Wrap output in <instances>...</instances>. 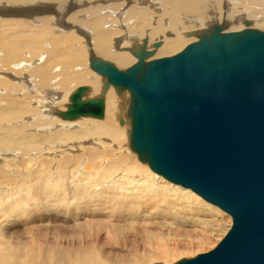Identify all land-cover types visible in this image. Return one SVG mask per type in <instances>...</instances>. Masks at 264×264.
Instances as JSON below:
<instances>
[{"label":"bare ground","instance_id":"1","mask_svg":"<svg viewBox=\"0 0 264 264\" xmlns=\"http://www.w3.org/2000/svg\"><path fill=\"white\" fill-rule=\"evenodd\" d=\"M39 1L40 0H0V8L5 5H20L19 8H15L16 10H11L14 13H19L28 18V20L26 18V23L23 22L27 27L25 32L27 31L28 38L26 37L27 39L23 40L22 36H24V34L21 35L22 33L20 32L19 35V29H21L20 27L22 26L18 23L19 21H17L18 24L15 22L13 26L15 20H11L13 27L10 26L12 30L14 28L15 33H11L10 31L12 30H9L10 27L9 29L7 28L9 25L5 24V26H7L6 29L2 28L4 30H0V47L7 51L10 50L15 54L23 51V48H28L32 50V52L34 51L33 54L35 56V58L33 57L27 60L28 62L23 61L24 59L17 60L14 63L12 62L13 66L11 70L1 69L2 67L0 65V152H17L19 153V157H25L26 154H30L32 157L30 156L31 158H28V155V157L25 158L27 161L25 160L24 163L26 162V165L30 163L31 167L32 162L34 163L40 158V154L36 155L35 152L46 150L45 146L50 145L48 147V149H50L48 154L54 156L53 158L45 157L48 160L51 159L56 162L53 163L51 160V162L45 160V157H43L44 160L40 158L45 161V168L47 165L48 169H46L49 170V172L51 169V175L46 178L47 181L56 184L50 185L48 183V189L52 187V191H56L59 189L57 186H59L58 184L60 181H62V186L61 191L54 193L49 191H45V193L40 192L41 195H38L40 193H32V195H36V202L30 203V206L34 208L32 212H30V216L29 212L27 213L28 216H26L25 220L28 219L30 223L42 224L41 226L43 227H38L33 231L24 228L25 234L29 236L24 237L23 242L15 247L17 251L8 253L0 251V258H2L0 260L6 264H37V249L33 247L32 242L45 239L48 235L53 238L57 236V234H60L65 228H71L73 230L79 228V230H81V234L77 233L79 239L91 238L93 240L96 237L93 231L109 223L131 222L135 225L134 229L143 230L145 223L141 224L138 223V221L140 219L144 220V216L147 218L155 214L154 211H151L149 213L150 215H147L149 211L147 204L153 203V199H156L153 203L155 204L154 208L156 211L160 206L157 203L161 204L163 202L166 204L169 214H173L177 211V206H171L168 201L169 199L174 201L194 199L193 201L198 204V207L194 208L193 206H188L189 204L186 203V201L185 203L188 205L184 207L186 210L189 208V212L200 213L201 216H204L205 212L209 211L219 213V209L221 208L213 204L212 206L210 205L211 203L209 204L207 201L206 203L200 196L193 193V191L187 190L186 188L184 189L176 184L173 185L171 182L166 183L162 176L159 177L155 172L152 173L148 171L145 164H129L127 162L128 155H124L123 153H120L119 156L116 155L117 150L119 151L124 143L125 138L123 136L128 138L130 147L131 118L129 117V109L131 105V94L127 89L120 92L112 85L107 89L105 87L106 80L101 77V79H103L101 83L99 74L91 68V61H97L103 57L113 60L117 66L123 68L138 62V58L133 54H137L139 50L142 49L141 47L145 45V41L146 47L149 50H151L155 42L161 41L162 47L160 46L161 48L158 49V55H166L178 51L190 41H198L199 36L203 32L209 33L210 30L216 28V26L222 27L225 32H235L240 30H235L234 25L237 24L236 28H241L242 26L239 25L242 24V21V25H244L243 29L264 28V0H117L119 6L117 3H113V0V4L107 5V2H105L107 5L105 9L108 12L102 11L100 7H97L98 4L95 5L94 0H54L55 2L57 1V5L53 2V5L51 4L52 8L50 9H54L51 13H56V16L57 14L61 15L59 20L67 13L69 14V19L73 21L79 20V22L85 20L84 17H81L86 15V13L88 14L86 16L92 17L91 19L90 17L86 18L89 22L84 21L87 25L84 22H81V25L79 24L80 26L77 25L79 26L78 31L83 37L82 43L84 48H79V46H76L77 48L74 47L75 43L72 44L74 40L73 34L72 36L68 34L65 36H59L57 33L55 34V28L50 26V23H53L56 17L53 19L45 18L44 20H42L44 16L37 18V16L44 12L49 14V10L44 9V11V7H39L40 9L35 8L33 12H29L26 8H22L25 7L23 5L26 4H32L34 6V4L39 3ZM41 1L43 6L49 7L50 0ZM33 2L36 3L33 4ZM73 9L78 10L70 14ZM29 10H31V8ZM153 12L155 14H153ZM240 13H244L246 17H239L241 15ZM80 15L81 17H78ZM30 17L35 19V21L36 19L42 20L43 24L35 26V22L30 19ZM7 21H5V23ZM246 21L251 22L250 27L246 25ZM73 24L75 26L77 22H73ZM228 26H232L231 29L233 30H229ZM65 28L67 29L68 27L65 26ZM8 30L9 33L7 32ZM168 30H173L172 32L176 34L174 38H172L173 33H167L168 39L165 40L163 45V37L161 35ZM64 31L68 32V30ZM182 34L183 36L185 35L186 37L193 38L185 40L183 36H181ZM156 37H159V39ZM169 37L172 39H169ZM66 38L71 39L72 42L67 43L69 42L68 40H63ZM75 38H78L77 35ZM155 38L157 40H154ZM134 43L135 47H132L133 45H131V47L127 46ZM136 43L142 44L136 45ZM39 48L43 49L40 53L38 52ZM45 49H49V52L47 51V57L44 55ZM2 50L3 49H1V51ZM88 52L89 58L85 61L84 58H86ZM95 55L100 56V58ZM156 55L148 60L156 58ZM23 57L21 56V58ZM55 57H57V61ZM24 58L28 59V57ZM22 63H25V66L16 68V66ZM31 64L33 65L28 66ZM90 68L93 72L89 70ZM125 69L123 68V70ZM15 70L20 71V76L16 75ZM12 73L16 76L14 80L10 79V74ZM27 79L30 82H28ZM84 83L89 85V87L86 86L88 87V91L85 93V98H93L98 92L99 94H97V96H101L105 91L104 117L80 116L74 120L62 118L59 113L68 109L71 103V94L80 87L78 86L79 84ZM111 89L114 90V92ZM127 91L129 92L128 97ZM115 92L119 97V101L118 97L116 100V96L114 95ZM21 93L24 97L23 100H19V97L22 95ZM17 94L21 95L19 96ZM64 102L68 103L63 104ZM61 105L65 106L62 107ZM59 107H62L61 110H58ZM55 112H57V115H54ZM28 118L34 119H32L33 121H27ZM121 120H123L122 123ZM117 121L118 126L120 124L121 126L125 125L129 127L127 133L126 131H122L125 127L120 129L121 127L119 126V128L117 126ZM13 123L19 125L7 126V124ZM16 127L18 128L16 129ZM124 132L126 134H124ZM89 139L92 140L88 142ZM75 140H84L87 145H82L80 149L73 151L72 149L75 146L72 148V146L70 147L67 143L72 144ZM109 140L112 143L115 142V145H113L114 143H109ZM60 145H67V149H64V147ZM58 146L59 148H57ZM113 146L116 147L115 151ZM122 151L123 150H121V152ZM44 153L41 155H45ZM58 153H61L62 156H58ZM21 160H23V158ZM18 162L16 164H18ZM8 165H10V163ZM40 166L43 165L40 164L39 167ZM54 166L55 168L52 169ZM30 167L25 166L29 173H31L29 170ZM32 167L31 171L34 169H32ZM37 167L33 174H36L35 171H37ZM4 168L6 167L4 166ZM45 170L42 168L41 171L44 172ZM52 170H54V173L56 172L55 177L58 176L59 178H55L54 175H52ZM8 171V169H0V177L6 178L7 181H9V178H7L9 177ZM120 171H125L123 177H126V179L116 185L117 188L112 191L111 195L105 196V188L100 189L97 193H93L89 190L91 183L99 185L103 182V178L109 176L110 181L106 184V187H112L111 184L116 183V177ZM23 172H25V170ZM39 172L38 174L42 173ZM69 172L75 176L81 175L79 177L81 183H66L65 176ZM46 173H48V171ZM24 177L27 180L26 182L35 179H29V176L26 175ZM157 179H161V183H158ZM22 182H25V180ZM4 183L7 184L6 182ZM31 183H33V181ZM22 187L21 185H18L16 188L14 187V189H16L15 193L21 194L20 191ZM29 187L30 185L27 184L26 188ZM24 188L25 187H23V190ZM128 189H131V195L127 196ZM34 190L36 189L34 188ZM7 192L8 191H4L1 188L2 197L0 198H11V193L8 194ZM72 195H76L73 213L70 208ZM113 196H117V198H113ZM47 198L51 200H47ZM23 201L24 199H21L20 202ZM142 203H145V205ZM27 204H29V202ZM18 205L19 202L14 207L16 208ZM46 206L50 207L52 210L59 207H65V209L57 218H53L51 212H48L47 209L45 211ZM7 210L9 209H6V211ZM90 210L94 212L90 213ZM143 211L147 213L141 215ZM9 216H11V214ZM18 216H12L14 224L19 223ZM70 223L74 224L71 225ZM77 230H75V232ZM23 236L24 235H21L16 238L21 239ZM112 236L118 237L119 233L115 231L112 233ZM210 241L211 237L205 236L198 242V245L206 244ZM115 245L117 244H109L108 246L114 249ZM117 246L119 247V245ZM18 251L24 253L27 259L23 260L24 256ZM103 253L108 254L106 249H103ZM167 254L168 253L165 252V254H160V256H165ZM103 258L95 252H90L86 257L79 259L78 263L111 264L110 262L108 263L109 260L106 261L105 257ZM67 260H69V258L61 255L57 263H62ZM118 264L128 263L127 261L119 260Z\"/></svg>","mask_w":264,"mask_h":264},{"label":"water","instance_id":"2","mask_svg":"<svg viewBox=\"0 0 264 264\" xmlns=\"http://www.w3.org/2000/svg\"><path fill=\"white\" fill-rule=\"evenodd\" d=\"M141 48L125 70L91 61L107 89L131 94L130 149L232 218L215 248L174 264H264V31L216 26L178 53L151 60L146 41ZM87 91L78 87L59 115L103 118L105 91L85 98Z\"/></svg>","mask_w":264,"mask_h":264},{"label":"rangeland","instance_id":"3","mask_svg":"<svg viewBox=\"0 0 264 264\" xmlns=\"http://www.w3.org/2000/svg\"><path fill=\"white\" fill-rule=\"evenodd\" d=\"M44 1H46V0H44ZM47 1H49V0H47ZM98 1H100V2H98ZM49 2H50L49 7L48 6L47 7L43 6L42 5V1L40 0L39 3L33 2V4L36 3V4H34V6L32 4L31 5L26 4V5H23L25 7H22V8H26V10H28L29 12H33L35 8H39V7L40 8L44 7L43 10L44 9L49 10V12H48L49 14H47V12L45 13L44 12L45 10H44L43 12L45 14L42 13L39 16H37V18L44 16L42 18V20H44L45 18H52L53 19V18L56 17L54 21L52 20L53 23L52 22L50 23V26L55 28L54 29L55 34L57 33L59 36H65L67 34L72 36V34H73L74 40H73L72 44L75 43L74 47L77 48L76 46H79V48H84L83 43H82L83 37L81 36V34L78 31V27L81 25V22H84V21L89 22V20H86V18L90 17V19H91L92 17L91 16H86V15H88L87 13H86V15H83L82 17L80 15L78 17H81V18L84 17L85 20L79 22V20L78 21H76V20L73 21L72 19H69V16H68L69 14L67 13L66 15H63L61 20H59L60 19L59 17L61 15L57 14V16H56V13H54V14L51 13V11H53L54 9H52V10L50 9V8H52L51 6L53 5V2L56 4L57 1L55 2L54 0H50ZM105 2H107V5H109V4H111L113 2V0H94V4L95 5L98 4L97 7H100V9L102 11H107L105 9V6H107ZM113 3H117L118 6H119V2L117 0H114ZM99 4L102 5V6H100ZM19 7H20V5L19 6L18 5L1 6V8H0V23H1L0 24V30L6 29L7 26H5V24L9 25L7 27L8 29L10 27L9 30H12V27L15 25V22H16V24L19 23V24H21L23 26V27L21 26L20 28L21 29L23 28L22 30H24V31H22L21 29H19L20 30L19 31V35H20V32L22 33L21 35L24 34V36H22V39L25 40V39L28 38V36H27V31L25 32L27 27H26V24H24V23L27 22L28 18L26 16H23V15L19 14V13H14L12 11V10H16L15 8H19ZM30 8H31V10H29ZM4 9H5V11H4ZM76 10H78V9L71 10L70 14H72V12L73 11L75 12ZM153 14H155V13L153 12ZM240 14L241 15L239 17H246V15H244V13H240ZM26 18H27V20H26ZM30 19H32V18L30 17ZM11 20L12 21L15 20L13 22L14 24L12 23ZM32 20L35 22L34 23L35 26H39V25L43 24V21L40 20V19H36V21H35V19H32ZM65 20H67L68 22L65 21ZM5 21H7V22L5 23ZM17 21H19V22L17 23ZM72 21L75 22V23L77 22V24H75V26H74ZM84 23L86 24V22H84ZM241 23L243 24L242 21H241ZM12 24H13V26H12ZM242 24L239 25V26H242L241 28L240 27L236 28L237 24H235L234 25L235 26V30L236 29H238V30L243 29L244 25H242ZM77 25H79V26H77ZM24 26H25V28H24ZM65 26L68 27V28L66 29ZM2 28H4V29H2ZM231 28H232V26L229 27V30ZM257 29H261V30L263 29V31H264V28H262V27H258ZM9 30L7 31L8 33H9ZM64 30H68V32L64 31ZM231 30H233V29H231ZM172 31L173 30H168L167 32H164V34L161 35L163 37V45H164L165 40L168 39L167 38V33H173V37L172 38H174L176 33L172 32ZM10 32L11 33H13V32L15 33L14 28ZM76 35H77L78 38H75ZM181 36H183V34ZM159 37H156V38L159 39ZM164 37H166V38H164ZM156 38L154 40H157ZM172 38L169 37V39H172ZM183 38L185 40H187L189 37H186L184 35ZM191 38H193V37H191ZM191 38H189V39H191ZM63 40H68L69 42H67V43H71L72 42L71 39H68V38L63 39ZM192 42H194V41H190L189 43H186L185 45L187 46V45H189ZM87 44H88V42H87ZM141 44L142 43H136V45H141ZM131 45H133L132 47H135V43L134 44H129L127 46L131 47ZM185 45H184V47H182L178 51H175L173 53H168L166 55H163V54L162 55H158L159 54L158 53L159 52L158 49L161 48L162 45H161V47H159L157 49L151 47V50L153 51L152 57H154L156 54H157L156 58L176 54L179 51H181L182 49H184L186 47ZM23 46H25V45H23ZM1 49H3V50L1 51ZM42 50H43L42 48H39L38 52L40 53V52H42ZM47 51L49 52V49H45V54L44 55H46V57H47V54H48ZM164 51H166V50H164ZM0 52L3 53V54L0 53V56H1L0 57V65L2 67V68L1 67L0 68L4 69V70L5 69L6 70H11V67L13 66V63L16 62L17 60H23L24 59L23 61L28 62L27 60L32 59L33 57L35 58V56L33 54L34 51L32 52V50H30L28 48H26V49L23 48V51H20V52L16 53L17 56L12 51H10V50L7 51V50H5L4 48H1V47H0ZM7 53H8V55H7ZM10 53L12 54V56H11ZM128 53L132 57H134L130 52H128ZM14 54H15V56H14ZM4 55H7V56H4ZM21 56L22 57L23 56L24 57H28V59L24 58V57L21 58ZM88 56H89V52L86 54V58H84L85 61L88 60V58H89ZM96 57L100 58V56H96ZM9 58H10V60H9ZM102 59L109 60V61H111L112 63H114L116 65V63L113 62V60L106 59V58H103V57H102ZM55 60L57 61V57H55ZM2 61H4V62H2ZM61 64H64V63H61ZM9 65H11V66H9ZM32 65L33 64L28 65V66H32ZM23 66H25V63H22L19 66H16V68H22ZM117 67L119 69L127 68V67L121 68L119 66H117ZM89 70L91 72H93L91 70V68ZM15 72H16L17 76H20V71L15 70ZM15 77L16 76L14 75V73L10 74V79L11 80H14ZM101 77L102 76L99 75L100 81L102 83V80L104 78L102 77L103 79H101ZM28 82H30V81L28 80ZM82 85H85V86L89 87V85L85 84V83L84 84H79L78 86H82ZM112 91L114 92V90H112ZM23 93H27V92H23ZM21 94H17V95L20 96ZM97 94H99V92ZM97 94L95 96H97ZM114 95L116 96V100H117V97H118L117 93L115 92ZM128 95H129V92L127 94V97H128ZM23 99H24V97H23V94H22L19 97V100H23ZM118 101H119V97H118ZM67 103L64 102L63 104H67ZM61 106L64 107L65 105H61ZM62 107H59L58 110H61ZM54 115H57V112H55ZM32 119H34V118H32ZM32 119L28 118L27 121H29V120L33 121ZM116 124L118 126V121H117ZM17 125H19V124H17V123L7 124V126H17ZM119 126L118 127L120 129L125 127L122 131H126V133H127L128 129H129L128 126H125V125L121 126L120 124H119ZM8 128H11V127H8ZM17 128L18 127H16V129ZM126 133L124 132V134H126ZM123 137L125 138L124 139V143L122 145V148L119 151L117 150V154L116 155L119 156L120 153L121 154L123 153L124 155H128L129 158L127 156V162L129 164H133V165H136L135 163H137V165L138 164H142V165L145 164L147 170L153 173V171L148 167V165L146 163H142L141 161H139V159L137 157V154L134 153L130 149L128 138L126 136H123ZM91 140L92 139H89L88 142H90ZM77 141L76 140L73 141L72 144L71 143H69V144L67 143V145H70V147L72 146V148L75 146L72 149L73 151H76V150L80 149V147L82 145H87L86 141H84V140H81V141L77 140ZM109 143H111V144L114 143L113 145H115V142L112 143L110 140H109ZM88 144H90V143H88ZM67 145H65V146L60 145V146L64 147V149H67V147H66ZM49 146L50 145L45 146L46 150L44 149L41 152L40 151L35 152L36 155L40 154L39 157L41 159H43V157H45V156L47 158H53L54 155H49L48 154V151L50 150V149H48ZM57 148H59V146ZM113 148H114V151H115L116 147L113 146ZM59 150H62V149H59ZM121 150H123V151L121 152ZM42 153H44L45 155H41ZM129 153H130V155H129ZM32 154H34V153H32ZM28 155H29V157H28ZM57 155L58 156H62L61 153H58ZM30 156L32 157V155L26 154L25 157H19V153H17V152H8V151H6V152L5 151L4 152L1 151L0 152V162H1L0 163V169H4V170L8 169L9 170L8 171L9 177H7V178H9L8 179L9 181H7V179L4 178V177H0V197H2L1 188L4 191H8L7 192L8 194L11 193L10 194L11 198H0V251L1 252L8 253V252L17 251L15 247L18 244H20L21 242H23L24 237H28L29 236V235L25 234V229L24 228H27V229L33 231V230L37 229L38 227H43V226H41L42 224L30 223L28 219L25 220L26 216H28L27 213L29 212V216H30V212H32V209L34 208V207L30 206V203L36 202V199H35L36 195L35 194L32 195V193H34V192L35 193H40V192L41 193H45V191H47V192L49 191V192H53L54 193V192L61 191V186H62L61 182L62 181L59 182V184H58L59 186H57V187H59V189H57L56 191H52V189H53L52 187L48 189V183L49 182L47 181L46 178L51 175V173H50L51 169H50V172H49V170H47L48 169L47 165H46L47 169L45 168V161H43L44 159L41 160L40 158H38L36 162H34V163L32 162L31 167L34 165L32 167V169L33 168L34 169L32 170L33 172L31 171L30 163H29V165H26L27 164L26 162L24 163L25 160L27 161V159H25V158L26 157L31 158ZM80 156H82V155H80ZM46 157H45V160H48V159H46ZM22 158H23V160H21ZM18 160H19V162H18ZM34 160H35V158H34ZM50 160H48V161H50ZM132 160H134V161H132ZM51 161H53V163L56 162L54 160H51ZM8 162L10 163L11 166L8 165L9 164ZM17 162H18V164H16ZM38 162H39V164H38ZM40 164L43 165V166H40L41 168L39 167ZM21 165L24 166V167H22ZM37 165H38L39 169H38ZM4 166L7 169L4 168ZM25 166L30 167L29 170H30L31 173L28 172V170L25 168ZM36 167H37V171H35L36 174H33L34 170L36 169ZM42 168H44V170L45 169L46 170L44 172H42L41 171ZM53 168H55V166L52 167V169ZM22 170L23 171L25 170V172H23ZM39 170L42 173H46L47 171H48V173L42 174V173L39 172ZM38 172L40 174H38ZM52 173H53L52 175H54V177H55L56 176L55 175L56 172L54 173V170H52ZM37 174H38V176H37ZM124 174H125V171H120L118 173V176L116 177L117 181H116V183L111 184L112 187H109V186L106 187V184L110 181V176H109L107 178H103V182L100 183L99 185L95 184V183H91L90 186H89V190L91 192H93V193H97V191H99L100 189L105 188V196H109V195H111L112 191L115 188H117L116 185L119 184L120 182H123L126 179V177H123ZM25 175L29 176V179H34V178L35 179L26 182L27 180L24 177ZM80 176L72 175L71 172H69L65 176V178H66L65 182L69 183V184H74V183L80 182L79 181V177ZM158 176L161 177L160 175H158ZM57 177H55V178H57ZM19 180H20V182H19ZM23 180H25V182H22ZM157 180H158V183H161V179H157ZM163 180L166 183H170L165 178H163ZM32 181H33V183H31ZM4 182H6L9 185L5 184ZM18 182H19V184H18ZM27 184L30 185V187H29L30 189L26 188ZM49 184L50 185H56L55 183L54 184L49 183ZM171 184H173V183H171ZM18 185H21V186L25 187L24 190H23V187L21 188V191H20L21 194L15 193L16 189H14V187L16 188ZM5 186L7 187V190H6ZM34 188L36 190H34ZM187 190H190V189H187ZM130 191H131V189H128L127 196L131 195ZM41 193L38 194V195H41ZM4 197H7V196H4ZM91 198H94V197H91ZM113 198H117V196H113ZM21 199H24V201L20 202ZM48 199L51 200L50 198H47V200ZM75 199H76V195H72L71 204H70V208H71L72 213H73V210H74ZM9 200L11 201V203H10ZM193 200H187V201L185 200L186 203L189 204L188 205L183 200L174 201V200L169 199L168 201L170 202L171 206H173V205L177 206L176 207L177 211L174 212L173 214H169L168 213L169 210L166 208V204L163 203V202L161 204L157 203L160 206H159V209H157V211H156L155 208H154L155 204H153L156 201V199H153V203L147 204L148 207H149L148 213L146 211H143L141 215H143L144 213H147V215H150L149 213L151 211L152 212L154 211L155 214L150 216V217H147V218H146V216H144V218H145L144 220L140 219L138 221V223H141V224L145 223V226H144L143 230L134 229L135 225H133V223H131V222H121V223H116V224L109 223L106 226L98 227V228H96L93 231V234L96 236L94 240L91 239V238L79 239V237H78L79 235L77 234V233L81 234V230H79V228H76L74 230L71 229V228H65V229L62 230V232L60 234H57V236H55L53 238H51V236L48 235L47 238H45V239H42V240H39V241L35 240V241L32 242V244H33V247L37 249V251H36V253H37L36 254L37 255V264H79L78 260L81 259V258L86 257L90 252L97 253L101 258L105 257V260L106 261L109 260L108 263L110 262L111 264H118L119 260L127 261L128 264H155V263L174 264V263L178 262L179 260H181L183 258H192V257H194V256H196V255H198L200 253L208 252V251L212 250L213 248H215L217 246V244L226 235V233L229 231V229L232 226V224H231L232 223V219H230L231 217H230L229 214L223 212L218 207L217 208L219 209V213H216L214 211L213 212H210V211L209 212H205V214H204L205 217L203 215L201 216L200 213L189 212L190 209L188 208L186 210L185 207H184L185 205L193 206L194 208L198 207V204L195 201H193ZM18 202H19V205H18V207L15 208L14 206ZM28 202H29V204H27ZM145 203H142V204L145 205ZM210 205H212V204H210ZM6 209H9L10 212H9V210L6 211ZM17 209H19V210H17ZM46 209L48 210V212L52 213V217L53 218H55V217L57 218L58 215L65 209V207H59V208H56V209L52 210L50 207L46 206L45 211H46ZM89 212L93 213L94 211L90 210ZM10 214H11V216H9ZM14 215H16V216L20 215V216L17 217L19 223L14 224L13 217H12ZM70 224L72 225L74 223H70ZM11 225H13L14 227L11 226ZM72 227H74V226H72ZM75 230H77V231L75 232ZM115 231H117L119 233L118 237H113L112 236V233L115 232ZM23 232H24V234H23ZM21 235H24L21 239L16 238V237L21 236ZM205 236H210L211 237V241L209 243H206V244L198 245V242L200 240H202V238L205 237ZM109 244H117V245H119V247L117 245H115L114 249H113V248H110L108 246ZM103 249H106L108 254H106V253L104 254L103 253ZM165 252L168 253V254L165 255V256H160V254H165ZM19 253L24 256V257L22 256L23 260L27 259V257L24 255V253H22V252H19ZM61 255L69 258V260H67L65 262H62V263H57L59 261V257ZM108 255H110V256H108ZM0 259H2V258H0ZM0 264H6V263L3 262L2 260H0Z\"/></svg>","mask_w":264,"mask_h":264}]
</instances>
